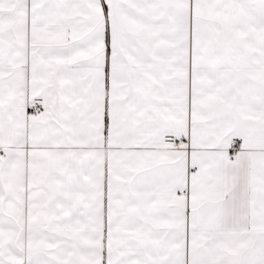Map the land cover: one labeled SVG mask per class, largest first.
<instances>
[{"label": "snow or ice", "instance_id": "1", "mask_svg": "<svg viewBox=\"0 0 264 264\" xmlns=\"http://www.w3.org/2000/svg\"><path fill=\"white\" fill-rule=\"evenodd\" d=\"M0 264H264V0H0Z\"/></svg>", "mask_w": 264, "mask_h": 264}]
</instances>
